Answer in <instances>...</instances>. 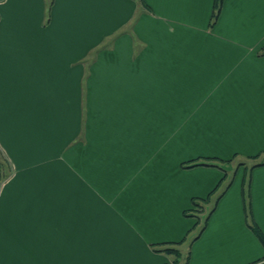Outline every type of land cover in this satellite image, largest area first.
<instances>
[{"label": "crops", "instance_id": "obj_1", "mask_svg": "<svg viewBox=\"0 0 264 264\" xmlns=\"http://www.w3.org/2000/svg\"><path fill=\"white\" fill-rule=\"evenodd\" d=\"M213 5L0 0V264H264V0Z\"/></svg>", "mask_w": 264, "mask_h": 264}, {"label": "trees", "instance_id": "obj_2", "mask_svg": "<svg viewBox=\"0 0 264 264\" xmlns=\"http://www.w3.org/2000/svg\"><path fill=\"white\" fill-rule=\"evenodd\" d=\"M222 0H214V5H213V11H212V14H211V17L214 18L215 15L217 14L218 10H219V6H220V3H221ZM264 53V51H263ZM260 164H264V162H259V163H254V164H251L249 167H252V166H255V165H260ZM196 165H207V166H215V167H219L222 169V166L221 164L219 163V161L215 158H208V159H202V158H196V159H192V160H189L187 162H184L182 163V166L184 167H189V166H196ZM192 204L195 205V207H197L195 210L198 211L199 207H201V204L198 203L197 201H192ZM213 208V207H212ZM211 212V209H209L206 213V217L207 215ZM205 217V219H206ZM253 233L261 239V235L259 234L258 230L254 227H251ZM202 230V226L198 229L197 231V234L198 235L200 233V231ZM164 251H168L170 253H174L176 254V249L174 248H170V247H165L163 248Z\"/></svg>", "mask_w": 264, "mask_h": 264}, {"label": "rangeland", "instance_id": "obj_3", "mask_svg": "<svg viewBox=\"0 0 264 264\" xmlns=\"http://www.w3.org/2000/svg\"><path fill=\"white\" fill-rule=\"evenodd\" d=\"M250 166V165H249ZM5 168H6V166H5V162H4V159H3V157L1 156V154H0V175H2V169L3 170H5ZM223 187V186H222ZM221 189L222 188H220L218 191H217V193L219 194L220 192H221ZM211 207V206H210ZM197 207H195V205L194 206H192L191 207V209L192 210H187L186 211V215H189L190 217L191 216H198V213H199V211H196L195 209H196ZM205 212L203 211V214H204ZM189 236L190 235H188V237H187V239L189 238Z\"/></svg>", "mask_w": 264, "mask_h": 264}, {"label": "snow or ice", "instance_id": "obj_4", "mask_svg": "<svg viewBox=\"0 0 264 264\" xmlns=\"http://www.w3.org/2000/svg\"><path fill=\"white\" fill-rule=\"evenodd\" d=\"M51 2H54V0H50V3H51Z\"/></svg>", "mask_w": 264, "mask_h": 264}]
</instances>
